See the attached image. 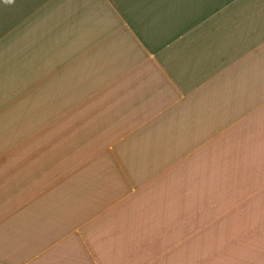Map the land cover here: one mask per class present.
Masks as SVG:
<instances>
[{"label":"crops","instance_id":"obj_1","mask_svg":"<svg viewBox=\"0 0 264 264\" xmlns=\"http://www.w3.org/2000/svg\"><path fill=\"white\" fill-rule=\"evenodd\" d=\"M0 264H264V0H0Z\"/></svg>","mask_w":264,"mask_h":264}]
</instances>
